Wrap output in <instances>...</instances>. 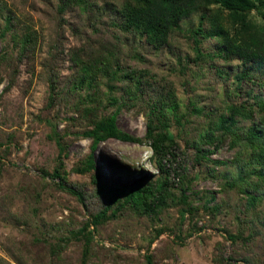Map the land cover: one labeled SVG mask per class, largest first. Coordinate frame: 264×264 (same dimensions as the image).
<instances>
[{
	"label": "rangeland",
	"instance_id": "1",
	"mask_svg": "<svg viewBox=\"0 0 264 264\" xmlns=\"http://www.w3.org/2000/svg\"><path fill=\"white\" fill-rule=\"evenodd\" d=\"M94 1V9L84 12L76 5L61 11L59 0H0V33L6 30L7 13L14 23L12 33L0 36V259L7 264H83L85 246L73 232L106 204L108 196L100 185L124 186L144 174L151 179L163 173L153 161L149 142L115 138L97 146L96 168L86 169L93 141L83 134L89 118L76 106L80 96L87 94L85 86L75 87L77 63L80 57H96L102 50L112 49L123 67L147 69L153 75L149 95L133 104L126 99L117 112L116 123L123 131L144 138L147 102L152 105L165 98L166 88L175 89L183 124L171 116L176 146L166 164L175 198L169 195L170 204L156 215L124 209L100 224L87 264H147L146 256L151 254L154 264H245L246 257L264 264V233L236 243L229 238L237 231L236 215L249 217L244 214V194L222 189L225 173L235 172L231 160L236 148L226 140L209 153L210 160L201 163L195 158L198 137L211 117L217 119L224 100L233 95L237 63L222 66L218 62V67L230 72L224 76L201 61L190 65L184 61L183 67L178 55L190 51L189 33H178L168 46L150 47L138 37L126 36L114 24L121 0ZM208 10L231 26L228 10L219 13L220 4H211ZM249 19L264 26V15L256 10ZM198 20L199 12L183 24L195 25ZM27 25L38 31L39 44L36 51L23 55L14 39ZM204 45L207 50L215 48L212 40ZM138 52L142 60L136 57ZM99 88L96 104L103 108L100 96L108 88L103 82ZM114 91L121 97L122 84L117 83ZM190 102L206 113H197ZM113 110L112 106L105 112ZM58 140L64 148L62 154ZM205 148L215 149L214 145ZM215 160L228 165L215 164ZM59 165L63 180L51 176ZM68 188L81 191L84 198L78 199ZM183 188L195 208L184 218L183 205L177 203ZM259 209L264 215V201ZM248 234L246 230L245 237ZM224 258L226 262L221 263Z\"/></svg>",
	"mask_w": 264,
	"mask_h": 264
},
{
	"label": "trees",
	"instance_id": "2",
	"mask_svg": "<svg viewBox=\"0 0 264 264\" xmlns=\"http://www.w3.org/2000/svg\"><path fill=\"white\" fill-rule=\"evenodd\" d=\"M60 10L69 6H79L87 12L93 10L94 0H59ZM211 4H220L221 11L228 10L231 26L224 24L222 17L208 10ZM264 0H121L115 9L118 18L114 22L126 36L133 35L150 47L162 48L168 46L178 33L187 35L191 40L190 51L178 55L180 64L185 67V61L209 63L215 67L220 76L229 75L224 66L227 63H237L238 71L233 76V97L224 100L223 110L219 108L217 119L210 118L209 126L198 137L200 143L196 146L195 158L198 162L208 159L226 140L231 148H236V155L231 163L235 169L232 173H225L222 189L230 191L236 189L246 197L244 214L249 217L236 215L237 231L230 233L233 243L239 239L253 240L257 235L264 233V215L259 206L264 201V26H257L250 21L249 15L256 10L264 15ZM199 12V20L195 25L184 26L183 21ZM224 15V14H223ZM13 17L7 13L6 30L0 33L4 37L7 32H13ZM24 55L36 51L39 44V34L36 29L27 25L22 33H17L14 39ZM212 40L215 48L205 49V41ZM185 54V55H183ZM140 60L142 55L136 54ZM79 78L75 81L76 88L87 90L86 96H80L76 104L79 111L83 110L89 118V128L83 134L93 141L92 151L86 159V169L96 168L94 151L104 141L115 138L121 141L143 143L149 142L152 149V158L161 176L149 179V174L137 178L132 184L119 186H103L100 190L108 198L106 204L85 222L77 231L73 232L76 238L83 240V264H87L88 250L94 241V232L100 224L116 218L121 210L130 209L142 215H156L165 205H169V195L174 200L175 194L170 188V171L166 168L167 155L173 154L176 146V134L171 130V116L176 117L179 125L183 120L179 115V102L175 89L166 88L165 98L152 103L148 101L147 133L144 138L136 137L120 129L116 123L117 112L124 106L126 99L137 103L149 95L153 75L147 69H136L134 66L123 67L115 50H102L99 55L91 58H79ZM107 85L108 92L102 98L103 108L96 104L99 98V85ZM117 83L122 84L123 94L117 96L114 89ZM99 88L98 90H96ZM98 91L96 95L91 92ZM244 93L240 95L241 93ZM126 95V96H125ZM245 96V97H244ZM243 97L241 101L238 98ZM106 101V103H105ZM194 110L203 115L205 109L191 103ZM112 112H105L110 107ZM189 107V106H188ZM61 154L63 145L58 140ZM207 145H214L215 149H206ZM60 154V155H61ZM215 164L228 165L225 161H213ZM60 168L51 174L53 178L62 179ZM81 170V169H79ZM83 170V169H82ZM63 180V179H62ZM97 182L98 173L94 175ZM64 186L63 182L59 183ZM78 199H83L81 191L68 188ZM183 188L177 203L182 204V218L186 213H194L195 208ZM214 196L211 197V200ZM208 203L210 201H207ZM206 205V204H205ZM93 226L94 229H91ZM246 230L249 231L245 237ZM61 238L60 240H62ZM61 246V244L59 245ZM62 249V248H60ZM153 254L147 255V264H154ZM0 264L4 263L0 259ZM219 261V260H218ZM225 263V258L220 259ZM245 264H263L262 261L245 258Z\"/></svg>",
	"mask_w": 264,
	"mask_h": 264
}]
</instances>
